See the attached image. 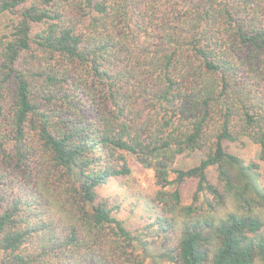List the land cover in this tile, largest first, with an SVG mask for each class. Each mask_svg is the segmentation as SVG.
Returning <instances> with one entry per match:
<instances>
[{
    "label": "trees",
    "instance_id": "trees-1",
    "mask_svg": "<svg viewBox=\"0 0 264 264\" xmlns=\"http://www.w3.org/2000/svg\"><path fill=\"white\" fill-rule=\"evenodd\" d=\"M247 143L264 0H0V264H264ZM127 154L158 207L133 229L98 192Z\"/></svg>",
    "mask_w": 264,
    "mask_h": 264
},
{
    "label": "rangeland",
    "instance_id": "rangeland-1",
    "mask_svg": "<svg viewBox=\"0 0 264 264\" xmlns=\"http://www.w3.org/2000/svg\"><path fill=\"white\" fill-rule=\"evenodd\" d=\"M257 149V146L251 143H247L244 147L233 148L247 160L258 163L260 170L264 171V162L258 160L259 158L256 156ZM199 157L195 153L190 156H181L175 165L187 167L195 164ZM127 159L131 168L130 174L124 177L110 178L99 188L98 192L102 198L107 199L111 204L119 205L118 218L124 222L126 227L133 229L148 221L150 217L155 216L158 213V207L152 201L153 171L142 168L129 154H127ZM193 188L194 183L189 182L184 190L185 202L189 201ZM227 208L230 209V206L228 205ZM260 208V215L264 221V206H260Z\"/></svg>",
    "mask_w": 264,
    "mask_h": 264
}]
</instances>
